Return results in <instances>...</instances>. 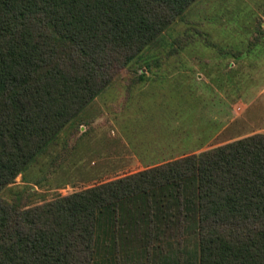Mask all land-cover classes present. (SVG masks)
Listing matches in <instances>:
<instances>
[{"label": "trees", "instance_id": "trees-1", "mask_svg": "<svg viewBox=\"0 0 264 264\" xmlns=\"http://www.w3.org/2000/svg\"><path fill=\"white\" fill-rule=\"evenodd\" d=\"M196 1L0 0V264H264V134L36 205L2 197L121 71L151 70Z\"/></svg>", "mask_w": 264, "mask_h": 264}, {"label": "rangeland", "instance_id": "rangeland-1", "mask_svg": "<svg viewBox=\"0 0 264 264\" xmlns=\"http://www.w3.org/2000/svg\"><path fill=\"white\" fill-rule=\"evenodd\" d=\"M146 55L150 71H121L2 197L22 189L40 204L264 130V102L245 95L261 87L264 101V0H198Z\"/></svg>", "mask_w": 264, "mask_h": 264}, {"label": "crops", "instance_id": "crops-1", "mask_svg": "<svg viewBox=\"0 0 264 264\" xmlns=\"http://www.w3.org/2000/svg\"><path fill=\"white\" fill-rule=\"evenodd\" d=\"M264 61V60H263ZM254 73L255 74H257V75H260V74H262V73H264V65H261V66H258L256 69H254ZM261 87H254V88H252L251 89V87H249L248 88V90H246V93H245V95L246 96H248V99H250L249 100V103L247 104V103H245L244 101L245 100H242V99H238L237 100V102H236V104L237 105H239L240 107H243V108H247V105H250L251 103L253 104V103H257L258 101H261L262 103L264 102L263 101V98H259L258 99V97H255L256 95L257 96H260L261 95V93L263 92V90H262V88L260 89ZM264 94V93H263ZM261 99V100H260ZM160 104V103H159ZM247 104V105H246ZM174 110L175 111H180V110H182V108L181 107H178V108H174ZM163 111V110H162ZM159 112V113H157V117L155 118V119H157V120H153V121H149V126L150 127H153V126H155L154 128H157V129H162L163 127L161 126V123H160V120L161 119H159V118H162V114H163V112ZM253 134H264V130L263 129H261V130H256V131H254V132H252ZM252 133H250V134H252ZM249 134V135H250ZM157 166V165H156ZM154 167V166H153Z\"/></svg>", "mask_w": 264, "mask_h": 264}]
</instances>
